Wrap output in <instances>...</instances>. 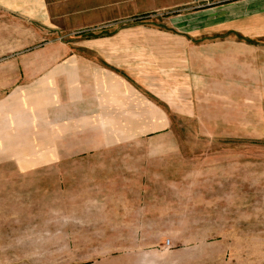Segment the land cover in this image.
Segmentation results:
<instances>
[{
	"label": "rangeland",
	"instance_id": "374dc122",
	"mask_svg": "<svg viewBox=\"0 0 264 264\" xmlns=\"http://www.w3.org/2000/svg\"><path fill=\"white\" fill-rule=\"evenodd\" d=\"M37 3L0 0V264H264V41L52 75Z\"/></svg>",
	"mask_w": 264,
	"mask_h": 264
},
{
	"label": "crops",
	"instance_id": "0c3cea01",
	"mask_svg": "<svg viewBox=\"0 0 264 264\" xmlns=\"http://www.w3.org/2000/svg\"><path fill=\"white\" fill-rule=\"evenodd\" d=\"M21 10L31 14L39 30L54 36L53 40L67 38L62 55H53L47 68L52 75L67 76L83 69L90 73L95 62L133 69V60L144 58L155 38L164 53L171 41L185 56L211 62L223 58L222 51L236 41L230 32L264 41V0H210L200 9L190 0H38L35 7ZM156 17L164 21V29L146 27L145 22ZM128 22L139 25L119 28ZM169 29L177 33L172 35ZM98 31L109 33L85 35Z\"/></svg>",
	"mask_w": 264,
	"mask_h": 264
},
{
	"label": "built area",
	"instance_id": "2783aa9c",
	"mask_svg": "<svg viewBox=\"0 0 264 264\" xmlns=\"http://www.w3.org/2000/svg\"><path fill=\"white\" fill-rule=\"evenodd\" d=\"M207 0H190L191 4L192 5H196V4H200V3H204L206 2Z\"/></svg>",
	"mask_w": 264,
	"mask_h": 264
}]
</instances>
